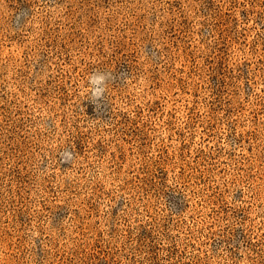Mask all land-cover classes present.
Returning a JSON list of instances; mask_svg holds the SVG:
<instances>
[{
  "label": "rangeland",
  "instance_id": "obj_1",
  "mask_svg": "<svg viewBox=\"0 0 264 264\" xmlns=\"http://www.w3.org/2000/svg\"><path fill=\"white\" fill-rule=\"evenodd\" d=\"M0 264H264V0H0Z\"/></svg>",
  "mask_w": 264,
  "mask_h": 264
}]
</instances>
